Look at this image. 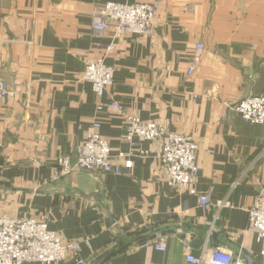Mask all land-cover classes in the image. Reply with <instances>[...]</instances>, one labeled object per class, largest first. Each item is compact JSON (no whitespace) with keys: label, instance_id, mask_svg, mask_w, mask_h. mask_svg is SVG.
<instances>
[{"label":"crops","instance_id":"obj_1","mask_svg":"<svg viewBox=\"0 0 264 264\" xmlns=\"http://www.w3.org/2000/svg\"><path fill=\"white\" fill-rule=\"evenodd\" d=\"M153 1L161 8L150 36L93 31L105 4ZM98 58L115 72L103 104L196 140L195 193L169 186L158 143H128L124 118L106 107L97 114L101 134L112 154H136L132 172L65 173L58 164L76 162L96 117L82 74ZM0 76L10 93L0 108V217L44 220L81 242L79 256L57 264H191L188 253L215 248L261 264V242L247 228L250 209L264 201V124L234 106L264 95V0H0ZM141 231L142 242L132 235ZM192 235L205 239L201 249L190 246Z\"/></svg>","mask_w":264,"mask_h":264},{"label":"built area","instance_id":"obj_2","mask_svg":"<svg viewBox=\"0 0 264 264\" xmlns=\"http://www.w3.org/2000/svg\"><path fill=\"white\" fill-rule=\"evenodd\" d=\"M161 8L160 1L142 2L133 5L108 3L93 13V31L99 36L111 33L113 40L126 36L139 35L148 37L152 34L156 17ZM202 45H197V54L188 74H193L195 65L201 60ZM109 52L114 46L107 48ZM114 69L103 58L88 60L82 80L92 85L97 97L96 117L86 133L84 142L77 148L75 163L68 157H61L58 164L65 173L75 170L92 174L126 175L134 168L133 152L112 154L108 140L101 134L102 122L99 115L105 107L124 118L127 134L125 139L131 145L146 141H156L159 145L160 160L164 179L169 186L180 193H195L198 183L199 145L190 136L170 132L158 122H143L127 112L116 102L105 105L102 99L114 84ZM6 82L0 76V108L9 98ZM234 110L253 124H264V95L248 97L234 106ZM141 155L144 152H141ZM208 196L200 197L203 207L209 206ZM220 208L230 206L220 202ZM248 231L255 232L262 245L261 264H264V201L258 200L249 211ZM156 244L157 242H149ZM148 244V243H147ZM158 250L164 251L165 245L158 243ZM82 244L68 241L60 234L49 229L48 223L35 218L0 217V264H26L39 262L57 264L69 258L79 256ZM186 260L191 264H244L241 257L237 259L232 253L221 248L203 249L199 256L187 254ZM77 264H86L82 259Z\"/></svg>","mask_w":264,"mask_h":264},{"label":"water","instance_id":"obj_3","mask_svg":"<svg viewBox=\"0 0 264 264\" xmlns=\"http://www.w3.org/2000/svg\"><path fill=\"white\" fill-rule=\"evenodd\" d=\"M126 231H128V229H126ZM147 231H141V232H134L132 233V235H136V234H146ZM156 236L152 237V240H155ZM180 238L185 240L187 238V235L186 234H182L180 235ZM190 246L192 248H196V249H201L204 244H205V239L202 238V237H197L196 235H192L191 238H190ZM244 258L246 259V261L248 262V264H254L253 263V260L247 255V254H244Z\"/></svg>","mask_w":264,"mask_h":264},{"label":"trees","instance_id":"obj_4","mask_svg":"<svg viewBox=\"0 0 264 264\" xmlns=\"http://www.w3.org/2000/svg\"><path fill=\"white\" fill-rule=\"evenodd\" d=\"M135 236H137V238H143L144 239V237L146 236V234L145 235H142V234H136Z\"/></svg>","mask_w":264,"mask_h":264},{"label":"rangeland","instance_id":"obj_5","mask_svg":"<svg viewBox=\"0 0 264 264\" xmlns=\"http://www.w3.org/2000/svg\"><path fill=\"white\" fill-rule=\"evenodd\" d=\"M132 36H133V35H132ZM140 241H141V242H142V241H145V238H144V239H141Z\"/></svg>","mask_w":264,"mask_h":264}]
</instances>
